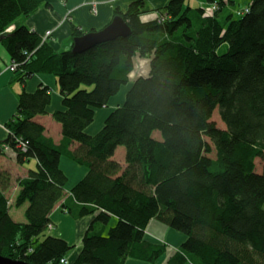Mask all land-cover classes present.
Listing matches in <instances>:
<instances>
[{
    "label": "trees",
    "instance_id": "obj_1",
    "mask_svg": "<svg viewBox=\"0 0 264 264\" xmlns=\"http://www.w3.org/2000/svg\"><path fill=\"white\" fill-rule=\"evenodd\" d=\"M200 1L194 7L170 0L157 9L168 15L160 21L143 20L145 1L134 0L126 11L115 9L129 35L74 53L57 50L24 23L50 6L47 0H0V42L17 63L18 79L52 74L62 95V108L52 112L62 125L59 143L34 120L49 112L48 85L23 89L6 124L0 154L19 163L36 158L38 166L16 179L14 204L28 203L21 222L6 194L12 176L0 167L1 254L61 264L74 246L48 229L63 200L66 214L94 215L71 264H264V0L225 16L232 0ZM84 33L74 26L73 39ZM223 44L228 50L220 54ZM138 53L151 58L150 73L131 84ZM124 85V102L88 133L97 109ZM217 108L226 128L213 120ZM119 146L126 149L123 163L115 158ZM62 156L87 168L70 189ZM112 217L116 224L104 233ZM152 219L184 233L185 241L169 252L146 235Z\"/></svg>",
    "mask_w": 264,
    "mask_h": 264
},
{
    "label": "crops",
    "instance_id": "obj_2",
    "mask_svg": "<svg viewBox=\"0 0 264 264\" xmlns=\"http://www.w3.org/2000/svg\"><path fill=\"white\" fill-rule=\"evenodd\" d=\"M50 6H42L35 13L25 19L24 23L28 25L31 30L36 31L43 36L48 30L52 31L49 41L57 50H67L73 45L74 26L82 31L89 32L92 30H100L108 25L114 18L115 9L120 8L126 11L130 3L134 0H47ZM91 1H96L97 12L93 11ZM145 7L148 9L141 15V18L152 17L155 13L157 18L159 16L158 8L166 5L170 0H144ZM194 1L198 6L203 4L200 0H188L190 3ZM192 5V3H190ZM238 10V9H237ZM152 12V13H151ZM155 12V13H153ZM231 12H236L233 10ZM151 14V15H150ZM12 58L7 49L0 42V142L5 141L8 136L7 122L16 114L19 105V95L23 89L34 91L41 85H48L52 90L51 103L48 106L47 114H40L35 116L34 120L43 124L48 135L52 136L55 142L59 143L62 139V125L57 122L52 115V112L62 108V95L60 93V86L58 79L49 73H35L30 76L26 82L18 79V73L10 69ZM129 86H122L117 95L112 97L110 103L121 104V101L126 97V92ZM114 106L97 109L95 119L91 125L87 127L90 134H95L103 126L104 120L110 110ZM101 118L97 120L99 114ZM118 150V148H117ZM61 157L60 165L68 176V181L73 180V184L67 189H70L76 182H78L87 172L85 166L79 165L69 157L63 161ZM115 158L122 163L125 160V151H122V156ZM68 167L69 170L63 166ZM78 165H77V164ZM38 166L36 158H32L23 163H19L16 158L0 154V167L7 170L12 176V184L6 189L7 197L10 201H15L18 186L16 179L24 177L29 170L35 169ZM68 184V183H67ZM16 191V192H15ZM63 201V200H62ZM61 202H58L51 212L50 218L52 221V228L55 235L60 236L68 241L74 248L69 252L67 257L70 263L78 256L82 248V238L87 228L94 220V215H86L75 218L71 214L63 212ZM116 217H112V219ZM117 220V219H116ZM111 221V220H110ZM104 229V228H103ZM146 235L159 242L167 243L169 252L178 248L186 239V235L176 229L169 227L167 224L152 219L147 228ZM169 253H167V256ZM126 264H152L150 262L128 259Z\"/></svg>",
    "mask_w": 264,
    "mask_h": 264
},
{
    "label": "rangeland",
    "instance_id": "obj_3",
    "mask_svg": "<svg viewBox=\"0 0 264 264\" xmlns=\"http://www.w3.org/2000/svg\"><path fill=\"white\" fill-rule=\"evenodd\" d=\"M190 1V0H189ZM233 2L228 4L227 6H225V10L224 12L222 13L223 16H225L226 14H228L230 11H233V10H237V9H242L246 6H248V4L251 2V0H232ZM92 5L95 4L96 2H93L91 1ZM190 3H192V6L196 7L198 6L194 1H191ZM208 9L209 11H211V6L208 5ZM152 13V12H151ZM155 13V12H153ZM151 15V14H150ZM158 15V14H157ZM156 13L152 16V17H146L145 15L142 17L143 20H151V19H155L154 16H157ZM72 47H70L71 49ZM228 50V44H223L221 45L219 48H218V53L222 54V53H225L226 51ZM151 58L150 57H147V56H141L139 53L136 54L134 56V67L133 69L131 70L130 74H129V79H130V83L132 84V82H134V80H136L139 76H146L150 73V68H151ZM129 83V84H130ZM130 84V85H131ZM124 88L126 87V85L123 86ZM125 100V98H124ZM121 101V104L124 102ZM110 106H114L116 107L117 104H114V103H110L109 104ZM101 113L98 115L97 117V120L101 118ZM213 120L216 121L217 125L219 127H222V128H226V125L224 123V121L221 119L220 117V114H219V109L217 108L215 111H214V115H213ZM102 128V127H101ZM100 128V129H101ZM99 129V130H100ZM88 132V131H87ZM89 133V132H88ZM122 151H125L126 152V149L124 146H119L118 147V150L116 152V155L117 157H121L122 156ZM66 156L63 157V161L66 159L65 158ZM77 164V163H76ZM64 162H63V166H64ZM78 165V164H77ZM256 165H257V171L258 172H261L262 171V160L260 158H257L256 159ZM67 170L68 167H65ZM73 180L70 179L68 181V184L66 187H69L71 186L73 183ZM16 192V191H15ZM28 206V203H24L23 205H20V206H17L15 205L14 203L11 205V209H10V213L12 215V217L16 220V221H25L26 218H25V210ZM263 208H264V205H263ZM116 224V219H111V221L108 223V224H103L104 227H105V230H104V233H106L110 227L114 226ZM48 234H51V235H54V236H57L55 235V231L54 230H51V229H48Z\"/></svg>",
    "mask_w": 264,
    "mask_h": 264
},
{
    "label": "water",
    "instance_id": "obj_4",
    "mask_svg": "<svg viewBox=\"0 0 264 264\" xmlns=\"http://www.w3.org/2000/svg\"><path fill=\"white\" fill-rule=\"evenodd\" d=\"M131 33V27L120 15L114 16L112 21L100 30H92L73 39L72 51L82 53L98 43L114 39L118 36H127ZM0 264H34L27 261L12 258L0 253Z\"/></svg>",
    "mask_w": 264,
    "mask_h": 264
},
{
    "label": "built area",
    "instance_id": "obj_5",
    "mask_svg": "<svg viewBox=\"0 0 264 264\" xmlns=\"http://www.w3.org/2000/svg\"><path fill=\"white\" fill-rule=\"evenodd\" d=\"M93 2H96V1H93ZM203 4H204V3H203ZM96 5H97V2H96L95 4H93V11H94L95 13L97 12ZM210 6H211V11H209V12H213L214 10H216V9L218 8V4H217V3L211 4ZM249 9H250V5H248V6L244 7V8H242V9L237 10L236 13H237L238 15H242V14H244L245 12L249 11ZM167 17H168L167 14H160V15H159V20H160V21H163V20H165ZM14 28H15V25L12 24V25H10L9 27H7L6 31L10 32V31H12ZM51 35H52V31H51V30H48V31L43 35V39H44V40H47V39L50 38ZM16 68H17V63L14 62V61H12L11 65H10V69H11V70H16ZM22 144H23V145H22L23 150L26 151V150H27V146L25 145L24 142H23ZM19 146H20V148H21V140L19 141ZM5 149L8 150V149H9V146H5ZM50 227L52 228V225H51V224H50ZM61 264H70V260H69V258H68V257H66V258H62V259H61Z\"/></svg>",
    "mask_w": 264,
    "mask_h": 264
}]
</instances>
